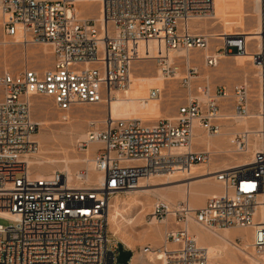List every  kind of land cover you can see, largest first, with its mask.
Here are the masks:
<instances>
[{
	"label": "built area",
	"instance_id": "obj_1",
	"mask_svg": "<svg viewBox=\"0 0 264 264\" xmlns=\"http://www.w3.org/2000/svg\"><path fill=\"white\" fill-rule=\"evenodd\" d=\"M215 1L104 0L103 21L97 23L72 13L75 0H0L4 37H19L25 47L48 45L54 59L44 73L0 70V220L8 222L0 225V264H118L119 246L109 230L111 199L176 169L212 166L213 153L195 142V127L198 124L209 137L220 135L221 100L230 95L226 87L214 89L207 79L199 82V69L189 61L182 63L186 70L180 79L187 100L175 121L147 125L107 116L102 128L89 124L87 139L78 149L85 153L95 145L92 156L101 182L88 180L87 169L73 178L63 172L38 178L26 156L38 149L34 97L52 98L61 112L109 103L113 92L130 86L133 65L141 60L139 44H157L154 60L167 78L180 68L175 61L170 64V52L212 50L205 57L210 68L222 58L254 52L264 93V35L258 49L248 47L245 36L215 37L219 43L212 48L211 36L192 32V21L209 18ZM260 4L264 14V0ZM162 93L154 89L150 98ZM232 94L234 116L249 117L248 86L238 84ZM260 115L264 117L263 109ZM252 134L237 133L230 142L236 154L251 156L248 166L207 172L221 192L201 208L187 200L172 209L163 202L155 204L154 219L166 223L170 216L175 218L176 228L166 231L158 250L162 264H209L208 252L190 231L192 224L214 233L250 229L253 250L264 256V128ZM255 145L259 150L250 153ZM142 252L154 251L145 247Z\"/></svg>",
	"mask_w": 264,
	"mask_h": 264
},
{
	"label": "rangeland",
	"instance_id": "obj_2",
	"mask_svg": "<svg viewBox=\"0 0 264 264\" xmlns=\"http://www.w3.org/2000/svg\"><path fill=\"white\" fill-rule=\"evenodd\" d=\"M91 1L92 4L89 3L91 6H89V4H80L75 2L73 13L79 20L100 19L102 13L101 3L95 0ZM218 1L220 6L218 12L220 16L211 17L209 20H198L200 23L193 27L191 26L192 32L194 34L211 36L213 38L210 42L212 48L218 45L219 42L216 41L217 38L221 40L222 37L245 36L249 45L248 47L253 49V46H256L258 49L261 41L256 38L255 35L252 36L253 32H256L259 24V15L254 9V4L252 3L253 1ZM4 42L5 45L3 44ZM19 42L20 41L17 38L11 39L4 37L2 28L0 27V70H8L12 74L17 75L25 71L27 68L35 70L39 73H44L52 67L54 59L51 47L48 45H29L25 47L20 45ZM143 45H145L148 50L144 55H139V59L141 60L133 65L130 84L131 99L128 101H119L114 97L112 101L113 103L110 106L112 112L111 116L114 120L135 117L141 119V121L147 125L154 124L157 121L164 119L175 121L178 110L186 104L187 100V92L180 84V79L184 77L186 70L185 66L182 64L185 60L174 56L177 58L175 62L179 64L180 68L172 79L166 81L161 74V67H159L157 61L154 60L158 58L157 44L151 43L149 45ZM211 52L212 50L208 52L196 50L191 53V58L193 60L192 64L199 69L200 78L198 81L202 83L205 79H208L214 89L220 86L226 87L230 96L225 100H221L223 111L222 115L225 118L221 119L220 122V124H222V131L220 135L216 137H209L205 132L198 133L200 137L211 141V143L214 142L212 143V147L210 149L213 153L212 166L209 169L206 167H196L190 169L192 172H198L199 174H206L205 172H208L209 170L211 172H216L220 169L221 171L227 167H234L242 164L243 162L245 163L251 161L250 155L236 154L229 144V139L232 136L240 132H246L241 122L236 121L237 119H235L233 112L234 101L232 90L236 85L240 83H247L251 87V90L249 91V104L251 107L250 111L252 117L247 121V123L251 128L250 130H257L260 127V121L258 118L260 117L259 115L262 104V84L259 69L252 63L251 55L254 52H248V56L244 57L232 56L222 58L216 68H210L205 66L204 60L207 55L211 54ZM154 87H159L163 90L162 98L160 101L152 103V109L150 111H145L140 101L146 100L148 92ZM108 114L109 103H102L98 105H78L73 107L72 110L68 112H61L55 106L52 98L34 97L32 99V117L37 124H44L43 126L38 124V131L34 137V140L38 145V153L44 154L45 157L50 156V158H57L56 161L58 164L49 167L41 166L40 168L37 166H31L32 172L34 174L41 172H49V174H51L53 173V169L54 172H63L67 174V170L63 167L64 159L72 158L78 161H84L87 157H92L91 159H93V156H89L88 153L90 152V149L85 153L79 151L78 143L85 141L84 139H81L80 136L81 134H88L89 124L91 122H95L98 128H102L103 121ZM62 116H66L68 119L66 121L62 120ZM73 126L75 129L71 128ZM203 148L204 150H207L205 149L206 147ZM253 148L254 146L252 149ZM91 153L92 152H90V154ZM82 169H87L86 163L83 164V162H81L76 166H71L73 174H76ZM185 171L187 170H184L183 172ZM176 177L177 176H174L172 180H179ZM154 180L160 179L156 178ZM161 180H167L166 176L162 177ZM211 183L212 185L210 187H205L203 189L199 188L198 190L208 191L214 189L215 187L213 184L215 183H213V181ZM216 184L220 187V184L217 181ZM143 190L151 189L146 188ZM202 197L203 195H198L196 197L197 199L194 201L195 208L196 205L201 202ZM116 198L121 200H130L133 204L127 207H122V214L131 222L129 224H125L124 221H120L121 218L119 219V222H122L121 224L124 230L121 235H116L114 232L115 228H112L109 223V230L113 241L118 244L119 252H122L125 249L131 253V260L134 256H136L137 258L140 257L139 259L143 263L149 258L148 255H143V249L145 247H151L154 251L153 253H159L158 250L164 246L166 231L174 230L176 228L175 218L174 216H170L166 223L157 221L154 225L149 226L147 222L151 217L148 215L153 213L154 206L157 202H163L161 198L154 196H149V198L148 196L140 197V195L128 193L113 197L111 202H114ZM136 198L144 201L145 204H147L146 207L142 209L138 208L135 202ZM180 202L183 201L179 200L175 205L177 206ZM0 225L7 226L8 222L0 220ZM199 231L209 237L210 246L216 247L220 244L212 233L201 229H199ZM244 235L245 233L243 235L237 233L230 234V240H232L239 247H245L247 244H252V237L249 235L251 240L249 239L250 241L247 242ZM123 242L130 244L131 249L127 248ZM248 248V251L252 252L255 258L260 259V256L253 250V247L250 246ZM230 250L235 253L236 260L239 264L251 263L248 258L242 256V254L236 250L232 248H230ZM260 260L262 261V259ZM126 261L127 256H120L118 264H126ZM156 264H161V262L158 261ZM214 264L228 263L224 260H220Z\"/></svg>",
	"mask_w": 264,
	"mask_h": 264
},
{
	"label": "bare ground",
	"instance_id": "obj_3",
	"mask_svg": "<svg viewBox=\"0 0 264 264\" xmlns=\"http://www.w3.org/2000/svg\"><path fill=\"white\" fill-rule=\"evenodd\" d=\"M46 1H48V0H46ZM51 1H53V0H51ZM95 1L100 2L101 6H102V13H101L100 19L99 20H83V21H94V22H97V23L103 21V2H104V0H95ZM251 1H253L252 3L254 4V9H255L256 13L259 15L258 28H257L256 32H253L252 36L255 35V37L258 38L262 42V37L264 35V14L262 12L260 0H251ZM75 2L76 3H80V4H89L92 1L91 0H75ZM89 6H91V5L89 4ZM219 7H220L219 6V1L216 0L215 1V5H214V12L211 14V16L209 18H207V19H195V20L192 21L191 26L193 27L196 24L200 23V22H198V20L199 21H203V20H209L211 17H219L220 16V14L218 12ZM17 39H19V41H20L19 37H17ZM261 42L259 43V47L258 48H260ZM3 44L5 45V42ZM6 46H7V42H6ZM147 50L148 49L146 48L145 45H143V44H139L138 45L139 55H144L147 52ZM208 51H210V50H208ZM172 55H173V58H172ZM167 56L170 59V64L177 59L175 57H180L181 59H184L186 62H188V61L191 62V64H192V61H193L192 58H191V54L186 53V52H170V53L167 54ZM252 63L254 65H256L253 62V60H252ZM256 67L259 69V72H260L261 84H262L261 92H262L263 91L262 70L257 65H256ZM161 74H162L164 80H166V81L169 80V79H172V78L165 77V75L163 74L162 68H161ZM240 84L247 85L248 88H249V91L251 90V87L247 83H240ZM154 89L162 90L159 87H154L153 89H151L148 92V95L146 97L147 101L146 100H141L140 101L142 103V107L145 109V111H150L152 109V103H156V102L160 101V99L162 98V95L160 97L150 98V93ZM187 95H188V93H187ZM112 97L113 98L114 97L117 98L119 101H121V100H124V101L130 100L131 99L130 98V86L126 87L125 89H117L115 92L112 93ZM113 98L109 102V114H108V116H111V113H112L110 106L113 103L112 102ZM249 103H250V99H249ZM249 106H250V104H249ZM224 108H225V106H224ZM261 109L264 110V93H262ZM259 116H260L258 118L259 121H260V127L259 128H261V129L258 128L257 130H253V129L250 130L251 128L249 127V125L247 123V121L252 117L251 113H250L249 117H246V118L235 117V119H237L236 120L237 122H239V121L241 122V124L244 127V129L246 130V132L254 133L252 135L257 136L256 133L261 131L264 128V117H262L261 115H259ZM61 119L66 121L68 118L66 116H62ZM125 119H138V120H141V119L135 118V117L125 118ZM119 120H122V119H119ZM38 124L40 126L44 125L43 123H38ZM241 124H239V125H241ZM71 128H74V126L71 127ZM71 131H73V130H71ZM199 132H203V131H201L199 129V125L196 124L195 131H194V133L196 135L195 142L199 144V147H201V148L206 147L205 149L210 150L211 147H212V143H214V142L211 143V141L200 137L198 135ZM80 137H81V139L86 140L87 139V134H81ZM233 137L234 136H232L229 139V144H230L231 140L233 139ZM254 138H256V137H254ZM94 149H95V145H90V152L93 153ZM256 150H259L257 145H255L254 148L251 149L250 152L253 153ZM90 152H88L89 156L93 155L92 153L90 154ZM63 154H61V155H63ZM26 158H27V161L29 162V164L32 167H35V166H37L39 168L41 166H48L49 167V166H54V165L58 164V162L56 161L57 158L56 159L50 158V156H46L45 157L44 154L38 153V149L34 153H28ZM91 158L87 157V159H85L84 161H78V160H75V159H72V158H66V159L63 158L64 159V161H63L64 166L63 167H65V169L67 170L68 176L70 178H73L74 176H76L77 173L76 174L72 173L71 166H76V165H78L81 162H83V164L86 163L87 164V169L89 171V179L88 180L95 181V182H101L102 181V176L100 174L96 173L95 168H94V161ZM249 163L250 162H245V163L243 162L242 164H239L237 166L227 167L225 169H234L235 167H238V166H248ZM50 168H52V167H50ZM214 170H216V169H214ZM178 171L179 170L176 169V170L171 171L167 175L154 177L151 180H143V182L142 181L140 182V186L138 187V189L133 191V192H131L130 194L140 195V197L148 196V198H149V196H154V197L161 198L163 200V202L165 204H167L170 209H172L173 207L176 206L175 204L179 200L180 201H186L187 200V201H189L191 203L192 207H195L194 201L197 199L196 197L198 195H203L204 196L206 194V191H202V190H198V189L199 188L203 189L205 187H210L212 185V183H211L212 181H213V183H215V184H213L214 187H215L214 189L220 188L216 184V180H215V177H214L213 174H211L210 176H207L206 175L207 172H205L206 174H202V173L199 174L198 172L194 173L191 170H187L185 172H183V171L182 172H178ZM217 171H220V169L217 170ZM52 172L54 173L53 169H52ZM211 173H215V171L211 172ZM48 175H50L49 172L48 173H42L41 172V173L35 174V176L38 177V178H44V177H47ZM164 176H166V178H167V180H165V181L161 180V178L164 177ZM174 176H177L176 178L179 179V180H172ZM156 178H159L160 180H154ZM146 188H150L151 190H143V189H146ZM217 194H218V192H213L211 195L214 196V195H217ZM131 198H133V197H131ZM135 202H136V205L138 206V208H141V209L145 208L146 205H147V204H145L144 201L139 200L138 198L135 199ZM132 204H133L132 201H130V200L128 201L126 199H122L121 200V199L116 198L114 202L110 201L111 209H110V215H109V223L112 226V228L113 227L115 228L114 232H115L116 235H118V234L121 235L124 232L123 226L121 224L123 221H124L125 224H129L131 222L130 220L126 219L124 217V215L122 214V207H127V206H130ZM148 216L151 217V218L148 219V222H147L148 225L149 226L154 225L157 222V220L152 217V214H149ZM120 218H121L120 221H122V222H119ZM198 228L201 229V230H204V229L192 224V226L190 227V231L192 233L193 232L195 233L199 245L208 252L209 261H210L209 264H214L215 262L220 261V260H224L228 264H239L237 262V260H236L235 253L233 251H231L230 248L236 250L237 252L242 254V256L248 258L251 261L250 264H264V256H260V259H262V261H261L260 259L255 258L253 256L252 252L248 251V249H249L248 247H250V246L252 247L253 244H247V246H245V247H239L232 240H230V230L229 229L228 230L219 231V232H216V233L208 231V232L212 233L214 235V237L220 242V244L218 246L214 247V246H210L209 245V237L207 235H205L204 233L200 232ZM149 231H151V230H149ZM150 233H152V232H150ZM244 237H245V240L247 242L252 239V238L250 239L249 235L246 234V233H245ZM123 243H125V242H123ZM125 245L127 246V248L131 249V245L130 244L125 243ZM148 256H149V258L147 259L148 262L145 260L143 263L139 259L140 257L137 258L136 256H134L132 258V260H130L131 261L130 264H156L163 257L162 253H160V252L159 253H150V254H148Z\"/></svg>",
	"mask_w": 264,
	"mask_h": 264
},
{
	"label": "crops",
	"instance_id": "obj_4",
	"mask_svg": "<svg viewBox=\"0 0 264 264\" xmlns=\"http://www.w3.org/2000/svg\"><path fill=\"white\" fill-rule=\"evenodd\" d=\"M213 192L220 193L221 192V188H216V189H212V190L206 191V194L201 198V202L196 205V208H201L206 203V201L212 196L211 194ZM229 230H230V234L237 233V234H242L243 235L244 233H246V234H248L250 236H253V232L250 229L232 228V229H229ZM122 254L127 256L126 264H129L130 261L128 262V258L130 257L131 253L124 249L122 251ZM122 254H121V256H123Z\"/></svg>",
	"mask_w": 264,
	"mask_h": 264
},
{
	"label": "trees",
	"instance_id": "obj_5",
	"mask_svg": "<svg viewBox=\"0 0 264 264\" xmlns=\"http://www.w3.org/2000/svg\"><path fill=\"white\" fill-rule=\"evenodd\" d=\"M119 253H120V255H119V257H120L122 252H119ZM131 257H132V255H130V257L128 258V262L131 260Z\"/></svg>",
	"mask_w": 264,
	"mask_h": 264
}]
</instances>
